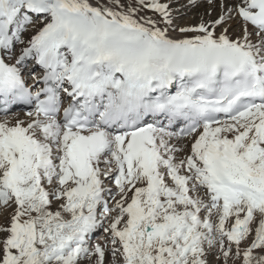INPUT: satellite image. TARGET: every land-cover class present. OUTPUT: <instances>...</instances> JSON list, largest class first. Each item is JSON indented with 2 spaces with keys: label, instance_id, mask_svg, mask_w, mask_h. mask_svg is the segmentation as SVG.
Masks as SVG:
<instances>
[{
  "label": "snow or ice",
  "instance_id": "6c2138e0",
  "mask_svg": "<svg viewBox=\"0 0 264 264\" xmlns=\"http://www.w3.org/2000/svg\"><path fill=\"white\" fill-rule=\"evenodd\" d=\"M172 2L0 0V264H264V0Z\"/></svg>",
  "mask_w": 264,
  "mask_h": 264
},
{
  "label": "rangeland",
  "instance_id": "374dc122",
  "mask_svg": "<svg viewBox=\"0 0 264 264\" xmlns=\"http://www.w3.org/2000/svg\"><path fill=\"white\" fill-rule=\"evenodd\" d=\"M178 4H174L173 9L175 10V24L184 26L188 24H195L197 21L202 17L206 12L211 11L212 15L216 16L220 12V8L217 7L213 11L209 8L208 1L197 0L195 6L190 2V0H175ZM219 3V2H218ZM180 7L184 10H181ZM180 10V11H179ZM177 11V12H176ZM204 14H203V13ZM203 14V15H202ZM236 25L234 24V28ZM9 212L11 209L8 210ZM2 214H0V221H1Z\"/></svg>",
  "mask_w": 264,
  "mask_h": 264
},
{
  "label": "bare ground",
  "instance_id": "6f19581e",
  "mask_svg": "<svg viewBox=\"0 0 264 264\" xmlns=\"http://www.w3.org/2000/svg\"><path fill=\"white\" fill-rule=\"evenodd\" d=\"M202 1H208V0H202ZM218 2H219V0H217V4H218ZM174 4H178V3H177L175 0H173L172 5H171L172 8H173ZM209 8H211V6H209ZM180 9H181V10H184V9H182L181 7H180ZM179 11H180V10H179ZM208 11H209V10H208ZM176 12H177V11H176ZM202 13H203V12H202ZM177 14H178V13H177ZM177 14H175V12H174V16L177 15ZM203 14H204V13H203ZM203 14H202V15H203ZM203 16H204V15H203ZM216 16H217V15H216ZM216 16L212 15V17H216ZM200 18H201V17H200ZM199 20H200V19H199ZM199 20H198V21H199ZM198 21H197V22H198ZM173 35H176V33H173ZM20 115H21V118H24L22 114H20ZM2 217H4V218H1L0 223H2V222L4 221V219H5V216H4V215H2Z\"/></svg>",
  "mask_w": 264,
  "mask_h": 264
}]
</instances>
